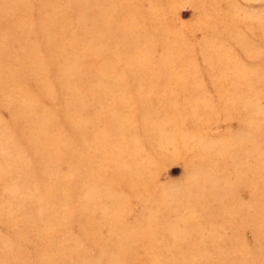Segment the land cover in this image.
<instances>
[{"label":"rangeland","instance_id":"374dc122","mask_svg":"<svg viewBox=\"0 0 264 264\" xmlns=\"http://www.w3.org/2000/svg\"><path fill=\"white\" fill-rule=\"evenodd\" d=\"M0 264H264V0H0Z\"/></svg>","mask_w":264,"mask_h":264}]
</instances>
